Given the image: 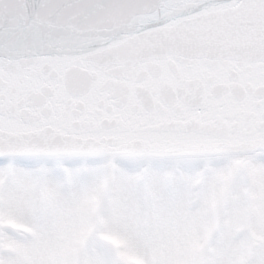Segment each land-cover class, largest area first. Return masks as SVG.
<instances>
[{
	"label": "snow or ice",
	"instance_id": "obj_1",
	"mask_svg": "<svg viewBox=\"0 0 264 264\" xmlns=\"http://www.w3.org/2000/svg\"><path fill=\"white\" fill-rule=\"evenodd\" d=\"M0 264H264V0H0Z\"/></svg>",
	"mask_w": 264,
	"mask_h": 264
}]
</instances>
